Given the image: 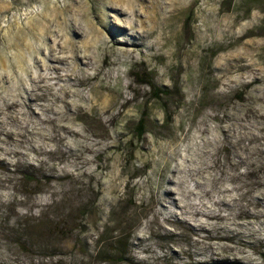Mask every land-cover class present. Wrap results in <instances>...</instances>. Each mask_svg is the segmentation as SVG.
Here are the masks:
<instances>
[{"label":"rangeland","instance_id":"rangeland-1","mask_svg":"<svg viewBox=\"0 0 264 264\" xmlns=\"http://www.w3.org/2000/svg\"><path fill=\"white\" fill-rule=\"evenodd\" d=\"M0 264H264V0H0Z\"/></svg>","mask_w":264,"mask_h":264},{"label":"trees","instance_id":"trees-1","mask_svg":"<svg viewBox=\"0 0 264 264\" xmlns=\"http://www.w3.org/2000/svg\"><path fill=\"white\" fill-rule=\"evenodd\" d=\"M139 82H140V84H147V85H150L151 87L153 86L152 83L147 82L146 80H140ZM154 98L158 99L159 96L158 97L156 96ZM139 126H141V127L138 129L137 136H138V138H141V137H143L145 135V129H143V126H144V121L143 120L140 121Z\"/></svg>","mask_w":264,"mask_h":264}]
</instances>
